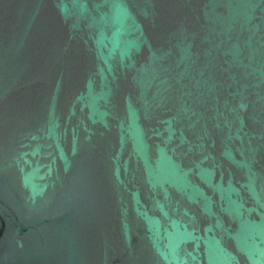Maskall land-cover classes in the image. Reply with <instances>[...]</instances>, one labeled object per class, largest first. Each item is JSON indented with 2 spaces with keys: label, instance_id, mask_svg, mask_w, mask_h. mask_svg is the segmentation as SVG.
<instances>
[{
  "label": "water",
  "instance_id": "obj_1",
  "mask_svg": "<svg viewBox=\"0 0 264 264\" xmlns=\"http://www.w3.org/2000/svg\"><path fill=\"white\" fill-rule=\"evenodd\" d=\"M0 264H264V0H0Z\"/></svg>",
  "mask_w": 264,
  "mask_h": 264
}]
</instances>
